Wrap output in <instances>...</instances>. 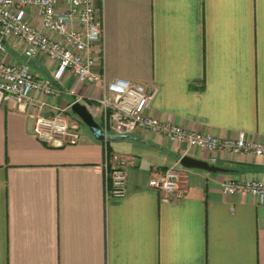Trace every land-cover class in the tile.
Here are the masks:
<instances>
[{"label":"crops","instance_id":"0c3cea01","mask_svg":"<svg viewBox=\"0 0 264 264\" xmlns=\"http://www.w3.org/2000/svg\"><path fill=\"white\" fill-rule=\"evenodd\" d=\"M94 3L104 71L156 89L149 114L264 142V0ZM28 18L41 27L34 11ZM6 45V59H25L17 40ZM30 64L59 86L56 61L38 55ZM68 78L60 98L35 92L25 108L14 99L0 107V264H264V202L222 190L227 181L264 180V157L217 153L212 163L211 152L148 130L102 141L82 128L76 144L48 145L35 121L58 108L74 116ZM79 92L98 95L90 85ZM184 155L227 170L185 167ZM121 157L127 193L114 196L105 165ZM176 164L180 188L168 197L151 181Z\"/></svg>","mask_w":264,"mask_h":264},{"label":"built area","instance_id":"2783aa9c","mask_svg":"<svg viewBox=\"0 0 264 264\" xmlns=\"http://www.w3.org/2000/svg\"><path fill=\"white\" fill-rule=\"evenodd\" d=\"M31 10L40 17L41 27L29 20ZM8 40L21 44L24 60L6 59ZM103 42V16L94 0H0V107L14 99L20 108H25L35 92L60 98L64 93L60 85L66 84L72 75L68 92L77 96L68 110L72 111L75 102L83 103L106 135H130L148 130L171 142L211 152L212 163L216 162L217 153L264 157V142L248 138L245 132L224 138L149 114L156 89L121 77L109 79L101 58ZM38 55L57 62L53 77L59 86L34 72L30 61ZM82 85L96 87L98 95L86 98L79 92ZM44 105L41 102L39 107L42 109ZM83 123L79 116L71 117L66 109L58 108L49 115L37 116L34 132L51 146L76 144L81 138ZM127 160L121 157L114 167L105 165L110 195L127 193ZM180 183L179 164L167 167L151 181L168 197L178 193ZM222 190L226 194L248 193L264 202V180L261 179L227 181L222 184Z\"/></svg>","mask_w":264,"mask_h":264},{"label":"water","instance_id":"95a60500","mask_svg":"<svg viewBox=\"0 0 264 264\" xmlns=\"http://www.w3.org/2000/svg\"><path fill=\"white\" fill-rule=\"evenodd\" d=\"M72 112L79 116L82 121L89 127L91 132L95 135V137L99 140L105 141H116L118 139H124L129 137L127 134H115L109 133L106 135L105 131L101 127V125L96 121L92 113L88 110L86 105L80 102H75L72 105ZM181 164L185 167L189 168H200L205 169L211 172H218V171H226L227 169L217 166L215 164H211L209 161L199 159L193 157L191 155H184L181 158Z\"/></svg>","mask_w":264,"mask_h":264},{"label":"rangeland","instance_id":"374dc122","mask_svg":"<svg viewBox=\"0 0 264 264\" xmlns=\"http://www.w3.org/2000/svg\"><path fill=\"white\" fill-rule=\"evenodd\" d=\"M72 115H75V114H73V112H70ZM83 129H86V130H88V131H90V129H89V127L85 124V123H83ZM91 132V131H90Z\"/></svg>","mask_w":264,"mask_h":264}]
</instances>
